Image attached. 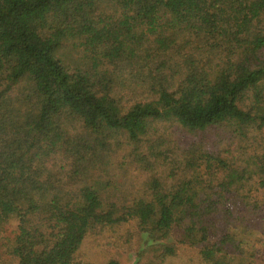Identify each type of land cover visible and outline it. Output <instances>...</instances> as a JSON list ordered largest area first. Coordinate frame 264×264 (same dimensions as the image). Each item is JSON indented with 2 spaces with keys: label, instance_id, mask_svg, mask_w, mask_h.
Here are the masks:
<instances>
[{
  "label": "trees",
  "instance_id": "1",
  "mask_svg": "<svg viewBox=\"0 0 264 264\" xmlns=\"http://www.w3.org/2000/svg\"><path fill=\"white\" fill-rule=\"evenodd\" d=\"M66 43L86 68L65 65ZM155 122L198 142L176 147ZM217 127L226 145L211 151ZM118 135L128 164L150 172L137 191L110 172ZM259 190L264 0H0V228L16 223V264H98L77 259L86 234L129 220L134 264L180 243L203 244L209 264H255L243 230L208 235L217 204L235 194L254 211Z\"/></svg>",
  "mask_w": 264,
  "mask_h": 264
},
{
  "label": "rangeland",
  "instance_id": "2",
  "mask_svg": "<svg viewBox=\"0 0 264 264\" xmlns=\"http://www.w3.org/2000/svg\"><path fill=\"white\" fill-rule=\"evenodd\" d=\"M58 54L65 58V65L69 69L74 68H86L89 57L86 58L82 52L78 50V47L70 46L66 43L63 47H60ZM76 68V69H77ZM124 92V91H122ZM220 127V126H219ZM152 132L167 138L169 143L174 144L176 147L185 148L197 144L199 135L190 134L185 131L181 126L176 123L170 122H155L151 125ZM222 131L220 128H214L213 135L211 131H207V139L204 140L206 145L211 151L223 149L226 145L224 143H216L215 132ZM149 134V132H148ZM147 136V135H146ZM146 137H144L145 139ZM166 142V141H165ZM209 142V143H208ZM146 142L144 143V145ZM165 144V143H164ZM167 144V143H166ZM169 145V144H167ZM131 145H128L122 136H117L116 140H113L114 160L110 168V172L113 176H116L120 189L127 190L132 188L133 191L139 190L144 181L150 175V172H143L137 169L136 163L128 164L124 154H127ZM166 148V146L164 145ZM145 148L141 147L140 151H144ZM167 150H169L167 148ZM168 153V152H167ZM147 155V154H145ZM235 158V157H234ZM150 161L153 157H148ZM127 162V163H126ZM162 167V166H161ZM164 174L167 172L164 168H160ZM119 174V175H118ZM116 180V179H115ZM260 199V207L254 211L251 209L245 210L238 204L236 195L230 199L217 204L218 210L214 212V224L210 230L208 239L211 241L217 240L220 237V232L226 228H230L232 232L236 230H243L238 235L237 240L242 241L241 248H244L247 254L251 253L255 249L256 256L254 260L255 264H264V191L258 192ZM221 208L229 210L231 212L228 215V223H224L223 215H225ZM239 225L238 229L234 226ZM16 223L10 222L0 228V264H16L17 259L8 254L6 244L14 237ZM137 230L135 221L129 220L120 225L103 227L101 229H95V231L88 232L84 237L80 248L76 255L77 259L103 264L110 258L117 259L121 264H134L133 249L136 247L135 236H128L130 233L134 234ZM203 244H186L180 243L176 246L175 255L167 257V259L161 264H209L200 252ZM232 249V248H231ZM151 257L147 254L145 259ZM144 259V260H145ZM156 262V259H154Z\"/></svg>",
  "mask_w": 264,
  "mask_h": 264
}]
</instances>
